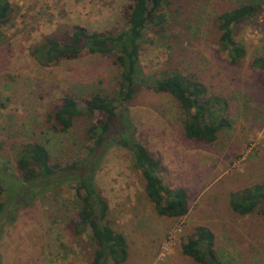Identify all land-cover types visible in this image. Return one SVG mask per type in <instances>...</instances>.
I'll return each instance as SVG.
<instances>
[{"label":"rangeland","instance_id":"obj_1","mask_svg":"<svg viewBox=\"0 0 264 264\" xmlns=\"http://www.w3.org/2000/svg\"><path fill=\"white\" fill-rule=\"evenodd\" d=\"M13 20L0 26V180L18 176L16 156L28 142L45 145L61 167L87 155L86 129L91 119L74 118L69 131L54 132L47 114L64 97L79 107L93 93L116 100L119 70L113 57L85 51L76 59L42 67L31 49L46 36L67 29L89 32L125 29V13L132 0H9ZM259 11L235 28V39L246 49L238 64L229 62L218 47L215 19L243 4ZM163 28L147 29L139 51L143 74L156 79L178 73L200 82L206 98L223 99L230 122L215 142L186 138L183 113L167 93L138 87L132 100L118 107L111 131L133 138L171 170L161 174L170 188L182 187L189 212L181 219L160 217L147 199L143 180L130 152L112 141L101 155L95 186L109 205L108 220L125 235L128 257L123 264H196L182 253L197 227L215 237V251L223 264H264V219L240 216L230 208L232 195L264 183V86L262 73L252 66L264 55V0H171ZM118 105V104H116ZM223 107V106H222ZM127 112L126 114H124ZM124 114V115H123ZM220 115L217 116L219 120ZM0 202L9 212L8 194ZM79 200L74 185L64 184L57 194L40 197L16 210L10 224L0 218L2 264H89L94 244L89 232L73 236L67 230L77 219ZM107 264H114L108 261Z\"/></svg>","mask_w":264,"mask_h":264},{"label":"trees","instance_id":"obj_2","mask_svg":"<svg viewBox=\"0 0 264 264\" xmlns=\"http://www.w3.org/2000/svg\"><path fill=\"white\" fill-rule=\"evenodd\" d=\"M170 2L157 0V7L147 20L151 4L146 0H132L128 12L124 14L125 29L119 33L89 32L82 27H74L61 36L44 37L40 44L31 49L32 57L42 67L76 59L84 51L113 57V63L119 70L117 95L114 100L107 95L93 93L84 99L83 107H79L73 98L64 97L61 104L47 114L49 128L54 132L69 131L76 117L91 119L85 136L87 155L63 168L51 157L45 145L37 142L22 145L16 156L18 176L15 180H5L3 184L0 180V197L3 193L8 194L12 204L10 211L5 212L7 206L0 202V218L5 215L9 218L7 223L12 224L16 220V210L29 207L44 195L59 193L64 184L74 185L79 208L77 219L68 222L67 230L73 236L89 232L95 247L89 264H107L109 260L114 264L125 263L128 257L125 235L111 225L107 218V200L95 186L97 164L103 154L94 156V153L97 148H107L112 141L130 152L134 168L143 180L145 195L156 214L176 220L186 217L189 212L187 194L183 189H171L163 183L161 174L165 172V167L161 160L138 143L133 133H130V137H124L121 134L114 136L111 131L118 107L129 103L138 87L170 94L177 101L183 113V129L188 139L211 144L216 141L220 131L230 127V122L222 116L226 112L223 99L206 98L207 90L197 80L169 72L152 80L142 72L139 51L145 41L144 33L147 29L163 28L167 22L163 4L167 7ZM258 11L259 6L250 3L216 17L218 47L226 53L230 63L238 64L246 55L245 47L235 39L236 26L254 17ZM13 17L10 1L0 0V26L8 25ZM252 66L262 73L264 86V55L255 58ZM218 115L221 117L219 120ZM230 208L240 216L260 215L264 219V183L254 184L232 195ZM214 247V234L205 227H197L183 244L182 253L196 264H223Z\"/></svg>","mask_w":264,"mask_h":264},{"label":"water","instance_id":"obj_3","mask_svg":"<svg viewBox=\"0 0 264 264\" xmlns=\"http://www.w3.org/2000/svg\"><path fill=\"white\" fill-rule=\"evenodd\" d=\"M146 1L151 4V8L147 13V20H150L152 13L155 11L157 7V0H146Z\"/></svg>","mask_w":264,"mask_h":264},{"label":"crops","instance_id":"obj_4","mask_svg":"<svg viewBox=\"0 0 264 264\" xmlns=\"http://www.w3.org/2000/svg\"><path fill=\"white\" fill-rule=\"evenodd\" d=\"M162 165L165 167V170L167 171V170H171L170 169V166L165 162V161H162ZM177 188H180V189H182V187H177ZM177 188H175V189H177ZM171 189H173V188H171ZM184 190V189H183Z\"/></svg>","mask_w":264,"mask_h":264}]
</instances>
